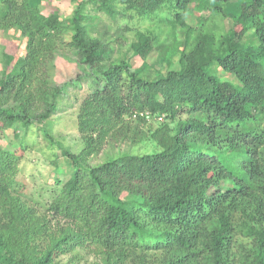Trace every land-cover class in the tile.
<instances>
[{
    "label": "trees",
    "instance_id": "1",
    "mask_svg": "<svg viewBox=\"0 0 264 264\" xmlns=\"http://www.w3.org/2000/svg\"><path fill=\"white\" fill-rule=\"evenodd\" d=\"M71 1L44 13L0 0L16 50L0 68V129L55 113L62 47L90 86L82 147L59 146L73 171L45 209L18 189L24 149L0 146V264H264V0ZM195 11L209 14L188 23ZM159 14L171 42L135 22ZM125 32L132 56L115 58L109 36ZM153 53L165 72L132 65ZM115 137L146 143L94 163Z\"/></svg>",
    "mask_w": 264,
    "mask_h": 264
},
{
    "label": "rangeland",
    "instance_id": "2",
    "mask_svg": "<svg viewBox=\"0 0 264 264\" xmlns=\"http://www.w3.org/2000/svg\"><path fill=\"white\" fill-rule=\"evenodd\" d=\"M31 1L38 3L44 13H49L55 9L66 12L72 10L74 6L71 0ZM229 10L233 11L234 7L227 6L226 11ZM202 14L208 15L209 12L195 11L189 17L188 23L195 21ZM161 15H155L152 18L143 21L137 20L135 22L138 25H142V29L150 28L158 30L162 40L171 42V38L168 36L170 27L166 22L160 20ZM117 21L120 26L123 20L118 17ZM105 23H112V20L107 19ZM114 31L115 28L111 30V32ZM97 33L99 34V31ZM123 35L126 36L124 43L122 42L124 41L123 36L120 39L115 38L114 34L113 36H109L112 37L111 43L115 50V58L124 57V55L132 56L129 46L135 40L134 32H125ZM11 40L8 34L0 30V68H3L5 64L4 54L6 52L15 53L14 51H16L13 48L15 47V43ZM131 62L135 68H144L146 63L148 68L146 70L151 71V73L153 72L151 76H155L159 72L163 73L167 69L166 63L161 62L155 56V53L150 55L146 60L133 57ZM54 63V78L59 85L64 87V91L58 101L57 109L51 118L43 122L31 124L27 129L25 128L26 132H24L25 129L22 126L0 129L1 147L7 149H24L17 174L20 194L42 209L47 207L56 192L61 188L62 183L59 184L56 179L59 178L61 181H65L72 174L73 166L67 158L60 154L59 146L70 147L74 151L82 147L83 141L78 129L77 116L82 100L90 92L89 84L82 77L84 73L83 65L81 66L76 62L74 49L62 47L58 50ZM79 75L81 77L78 82L73 83L72 79H77ZM224 77L231 79L232 75L224 73ZM182 116L185 117L186 115ZM157 125L158 123L156 121L149 120L147 123L141 124V129L146 131L150 128L154 129ZM47 133L49 134V138L46 136ZM129 134L132 135L133 131ZM139 137H142V135L139 134ZM145 139V136H143L142 140ZM141 143L145 144L146 141ZM141 143H137L136 140L135 144L131 145L129 144V139L115 137L109 140L103 150L92 158V161L94 163L101 162L108 156L116 154L121 150H127L129 148L132 150L138 149L142 147ZM66 261L67 257L64 258V262ZM89 261L93 262L94 258L90 256L86 262Z\"/></svg>",
    "mask_w": 264,
    "mask_h": 264
}]
</instances>
